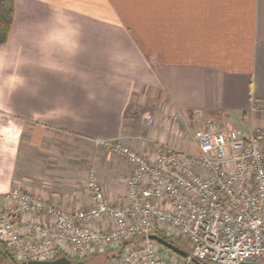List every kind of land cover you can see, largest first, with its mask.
I'll return each mask as SVG.
<instances>
[{"label": "crops", "instance_id": "1", "mask_svg": "<svg viewBox=\"0 0 264 264\" xmlns=\"http://www.w3.org/2000/svg\"><path fill=\"white\" fill-rule=\"evenodd\" d=\"M145 95L170 112L221 114L234 138L236 121L260 132L264 0H14L0 46V207L20 188L86 208L90 170L108 201H124L131 166L96 140L150 158L154 143L170 146L161 126L126 127Z\"/></svg>", "mask_w": 264, "mask_h": 264}, {"label": "built area", "instance_id": "2", "mask_svg": "<svg viewBox=\"0 0 264 264\" xmlns=\"http://www.w3.org/2000/svg\"><path fill=\"white\" fill-rule=\"evenodd\" d=\"M231 130L221 114L207 116L194 131L195 152L159 146L152 158L120 140H96L131 166L124 201H108L93 170L86 208L14 188L0 207V247L22 263L113 251L104 264H264V136L234 138ZM151 233L190 250L165 252Z\"/></svg>", "mask_w": 264, "mask_h": 264}, {"label": "rangeland", "instance_id": "3", "mask_svg": "<svg viewBox=\"0 0 264 264\" xmlns=\"http://www.w3.org/2000/svg\"><path fill=\"white\" fill-rule=\"evenodd\" d=\"M143 102H140L137 104L138 106L135 108L136 114H133L128 117L126 120V127L131 126L130 129L132 131H137L138 137L141 134L142 130L144 129H154L156 128V125L161 126V129H158L161 133L162 130H164L165 135L171 137V145L166 146L163 144H158L154 143L155 146L153 149H156L160 146L161 148H164V150H182V149H176L175 144L176 143H184L187 146V149L185 151L189 153L195 152L194 148V140H193V135L194 131L199 128L201 125V121L205 119V117H200L198 115L193 114H182V112H177L176 110L171 111L168 109H164V98H162V101L160 104L154 105V102L147 97L146 95L142 97ZM254 114V112L252 113ZM254 115L258 116L261 118V121H263L262 126H257L258 130H260L261 134L264 136V112H258L255 113ZM224 123L228 124V126L231 125L230 121L227 120V117L224 116ZM235 124H238V127L240 130H243V133H253L256 132V127H252L251 122L248 123H238L237 121L234 122ZM133 126V128H132ZM254 126V125H253ZM231 127V126H230ZM128 129V128H127ZM163 133V132H162ZM137 137V138H138ZM153 144V145H154ZM100 146V145H98ZM103 148L102 146H100ZM183 147V146H182ZM105 149V148H103ZM107 152V150H105ZM110 154L118 160H122L117 154L110 152ZM123 161V160H122ZM176 242V241H175ZM179 244L178 242H176ZM176 244V245H177ZM178 246V245H177ZM182 249L188 252L190 250V246L188 244H181ZM180 247V246H179ZM165 252L172 253L176 255L173 252H169L166 249H163ZM106 255H110L109 253H114L111 251H107ZM113 255V254H112ZM180 257V256H178ZM71 260H74L73 258L68 257ZM105 255L101 256L99 254L98 256H92L91 258L85 259L86 264H104ZM78 261V260H77ZM76 260L72 261V264H75ZM0 264H22L20 261H12L10 259H3L0 257Z\"/></svg>", "mask_w": 264, "mask_h": 264}, {"label": "trees", "instance_id": "4", "mask_svg": "<svg viewBox=\"0 0 264 264\" xmlns=\"http://www.w3.org/2000/svg\"><path fill=\"white\" fill-rule=\"evenodd\" d=\"M13 7H14V0H0V46L3 45V43L5 42V40L7 38L9 28H10V25H11V22L13 19ZM171 242L174 244H177L176 243L177 241L175 242L174 240H172ZM177 245L182 248V246L180 244H177ZM161 248L166 249L162 246H161ZM168 251L172 252L170 250H168ZM111 252H113V251H111ZM103 254L105 255L103 262H107V261H109L115 257L114 253H109L110 255H106L107 253L105 252ZM103 254H101V256H103ZM98 255L99 254H95V256H98ZM58 256H65V255L60 253ZM0 257L3 259H10V260L15 262V260L8 254L5 244H2V246L0 247ZM91 257L92 256L85 257L84 259H81V260L85 261V259H88ZM74 260L77 261V259H74ZM74 260H71V261H74ZM199 264H210V263L207 261L200 260Z\"/></svg>", "mask_w": 264, "mask_h": 264}, {"label": "water", "instance_id": "5", "mask_svg": "<svg viewBox=\"0 0 264 264\" xmlns=\"http://www.w3.org/2000/svg\"><path fill=\"white\" fill-rule=\"evenodd\" d=\"M149 238L155 240L159 245L166 248L167 250L172 251L173 253L177 254L180 257H185L187 254V252L183 250L181 247L177 246L176 244L165 239L164 237L160 236L157 233H151L149 235ZM193 262L195 264H199V261L196 259H193ZM22 264H72V261L66 256H58L50 260H27L24 261ZM75 264H86V263L84 262V260H78L75 262ZM242 264H255V263H242Z\"/></svg>", "mask_w": 264, "mask_h": 264}]
</instances>
